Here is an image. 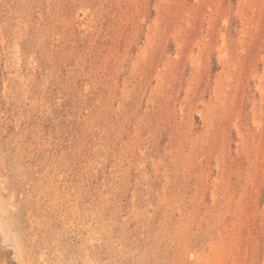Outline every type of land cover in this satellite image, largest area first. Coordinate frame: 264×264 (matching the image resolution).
<instances>
[{"label":"rangeland","instance_id":"obj_1","mask_svg":"<svg viewBox=\"0 0 264 264\" xmlns=\"http://www.w3.org/2000/svg\"><path fill=\"white\" fill-rule=\"evenodd\" d=\"M0 207V264H264V0H0Z\"/></svg>","mask_w":264,"mask_h":264},{"label":"bare ground","instance_id":"obj_2","mask_svg":"<svg viewBox=\"0 0 264 264\" xmlns=\"http://www.w3.org/2000/svg\"><path fill=\"white\" fill-rule=\"evenodd\" d=\"M0 209H1V212H0V214L2 213V207H0ZM4 214V213H3ZM3 214H1L0 216H2ZM5 226L7 225V224H4ZM3 228H4V226H3ZM6 230V229H5ZM11 235V234H10ZM4 238V237H3ZM8 239V238H7ZM10 239V238H9ZM12 240V239H11ZM10 241V240H9ZM4 242H5V240H4ZM17 245V244H16Z\"/></svg>","mask_w":264,"mask_h":264}]
</instances>
